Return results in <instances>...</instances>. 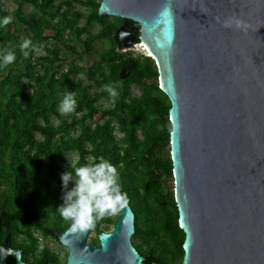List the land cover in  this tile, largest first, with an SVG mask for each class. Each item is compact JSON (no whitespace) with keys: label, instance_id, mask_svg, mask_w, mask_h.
Returning <instances> with one entry per match:
<instances>
[{"label":"water","instance_id":"water-1","mask_svg":"<svg viewBox=\"0 0 264 264\" xmlns=\"http://www.w3.org/2000/svg\"><path fill=\"white\" fill-rule=\"evenodd\" d=\"M97 16L138 27L118 40L143 45L168 99L181 264H264V0H100ZM89 231L60 236L66 264H145L129 205L98 246Z\"/></svg>","mask_w":264,"mask_h":264},{"label":"trees","instance_id":"trees-1","mask_svg":"<svg viewBox=\"0 0 264 264\" xmlns=\"http://www.w3.org/2000/svg\"><path fill=\"white\" fill-rule=\"evenodd\" d=\"M11 1L16 6L10 14L14 21L0 27V54L13 51L16 56L11 65L0 66V202L10 211H24L28 218L51 219L61 233L69 223L56 210L72 187L71 182L67 189L62 186L61 175L90 163V157L96 162L103 157L117 167L127 193L134 214L133 247L146 264H181L184 234L173 195L170 105L158 88L155 64L148 57L121 52L115 25L97 16L96 0ZM71 3L80 4L86 13L73 11ZM61 4L66 7L63 13ZM25 5L30 6L26 14ZM2 12L0 5V19ZM57 16L65 28L83 19L85 26L98 23L101 29L94 34L88 29H48ZM48 30L54 35H46ZM64 30L79 41L83 55L91 54L96 41L103 43L90 66L70 62L62 71L50 72L60 61L57 42ZM25 38L42 46L43 53L36 56L38 52L29 50L26 58L19 48ZM64 48L70 53L76 49L68 44ZM125 68L129 72L123 78ZM79 73L85 78L78 79ZM121 82L119 99L112 103L102 86ZM131 86L142 92L132 94ZM66 91L76 93V108L61 115L58 105ZM100 100L110 107H98ZM70 153L76 156L73 164L66 159ZM116 220H98L96 232L100 224L114 225Z\"/></svg>","mask_w":264,"mask_h":264},{"label":"clouds","instance_id":"clouds-1","mask_svg":"<svg viewBox=\"0 0 264 264\" xmlns=\"http://www.w3.org/2000/svg\"><path fill=\"white\" fill-rule=\"evenodd\" d=\"M219 21V18H217ZM14 21L13 16H5L0 19V27H6ZM242 27L243 21L230 17L223 21L222 26L230 28L232 26ZM140 46L142 55L150 59L143 45ZM25 57L29 55V50L34 52L42 51V46L33 45L30 39L25 38L19 45ZM124 50V49H122ZM130 51V50H129ZM125 52V51H123ZM16 60L13 51H6L0 54V66L7 67ZM85 74L79 73L78 79H84ZM119 84L108 83L102 86V91L108 93L110 101L115 103L119 99ZM76 93L66 91L58 105L61 115H68L75 111ZM90 163L75 167L73 171H66L61 175L62 186L67 189L69 182L72 187L64 192L62 196L63 204L57 208V212L63 221L69 223L66 233L61 236L64 240L66 236H78L87 233L95 227L98 220L106 216L117 215L122 209L127 207L129 201L127 193L122 190L117 167L103 157H90Z\"/></svg>","mask_w":264,"mask_h":264},{"label":"flooded vegetation","instance_id":"flooded-vegetation-1","mask_svg":"<svg viewBox=\"0 0 264 264\" xmlns=\"http://www.w3.org/2000/svg\"><path fill=\"white\" fill-rule=\"evenodd\" d=\"M96 1H98L99 5L100 0ZM58 4L59 3L56 5ZM71 4H77L81 6L78 3ZM65 8V5L61 4L59 13H63ZM56 18H58V16L51 21V26L48 29H88L89 31L94 27H96V29H101L98 23H92L85 26L83 19H80L79 22L72 25V27L65 28V21L61 22L60 24V20ZM108 18V21H113L112 23L115 25L114 29H116L117 37L118 33L123 29H138V27L134 26L132 22L130 24V21L126 22L121 19L122 21L119 22L114 21L115 18L113 17ZM58 23L59 25H57ZM66 31L69 32L68 30ZM84 36V33H81L79 39L83 40ZM95 43H98V41ZM121 52H123L122 47ZM125 69H123L121 73L124 72ZM131 87L139 89V93H137V95L142 92L137 86ZM6 206L7 205L5 203L0 202V264H66L68 249L66 246L61 244L60 236L68 228L59 233L58 229L51 225V219H40L37 221L28 218L24 211L19 209L10 211L6 208ZM94 230L96 232V228H94ZM111 230H99V232H96V235L93 239L87 241L88 235L90 233L89 231L86 236V244L98 246V235L101 232H109Z\"/></svg>","mask_w":264,"mask_h":264},{"label":"rangeland","instance_id":"rangeland-1","mask_svg":"<svg viewBox=\"0 0 264 264\" xmlns=\"http://www.w3.org/2000/svg\"><path fill=\"white\" fill-rule=\"evenodd\" d=\"M0 5H1V10L3 11L2 12V15L3 17L5 16H10V14L12 13V11L15 9V3L11 0H0ZM73 10H76V11H79V12H82V13H86V9L77 5V4H71ZM30 10V6L29 5H25L23 7V11L24 13L26 14L27 12H29ZM81 24V23H80ZM98 31V29H96V27H94L93 29H90V33L94 34ZM53 30H48L45 32L46 35L50 36V35H53ZM61 38L60 40L57 42V45L59 46L60 48V61L53 64L51 67H50V72L52 71H55V70H58V72L62 71L63 69H65L67 67V65L70 63V62H74L76 65H79V66H89L95 59H96V53L100 50H102L104 48L102 42H98V43H94L93 44V49H92V52L91 54L89 55H83L82 53H80V50H79V41L78 40H75V38H73V36L67 32L66 30H64L62 33H61ZM50 41L48 42V45L50 44ZM70 45V46H74L76 49L74 50V52L70 53L67 49H65V45ZM78 46V48L76 47ZM51 47V45L49 46ZM122 51H125L126 50H122ZM43 52H38L36 53L35 55H39V54H42ZM128 53H130V55L132 57H135V56H141L143 57L142 55V52L141 50L139 49V47H136L132 50H130ZM38 69L40 70L41 67L38 66ZM88 83V82H86ZM92 91V90H91ZM130 92L134 95H137V93H139V89L135 88V87H131L130 88ZM97 106L102 108V109H106L108 107H110V103L107 102L106 100H100L98 103H97ZM67 161L70 163V164H73L76 160V156L74 153H70L67 155L66 157ZM119 214L120 212L117 214V215H114V216H109L112 220H115L119 217ZM96 228V227H94ZM91 229L90 230V233L88 235V238H87V241L88 240H91L95 237L96 235V232L95 230ZM113 228V225L112 224H100L98 229L100 231H103V230H111ZM131 242L132 243H137V241L134 239V238H131Z\"/></svg>","mask_w":264,"mask_h":264},{"label":"bare ground","instance_id":"bare-ground-1","mask_svg":"<svg viewBox=\"0 0 264 264\" xmlns=\"http://www.w3.org/2000/svg\"><path fill=\"white\" fill-rule=\"evenodd\" d=\"M137 47H139V49H140V46H137ZM136 48V47H135ZM145 49V48H144ZM141 50V49H140ZM145 51L147 52V54H148V51L145 49ZM148 55H150V54H148Z\"/></svg>","mask_w":264,"mask_h":264}]
</instances>
